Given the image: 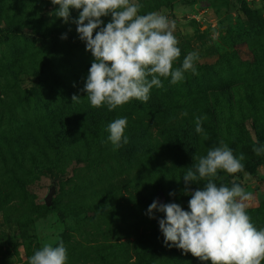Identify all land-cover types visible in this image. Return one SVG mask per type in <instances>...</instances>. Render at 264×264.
Segmentation results:
<instances>
[{
  "label": "rangeland",
  "instance_id": "1",
  "mask_svg": "<svg viewBox=\"0 0 264 264\" xmlns=\"http://www.w3.org/2000/svg\"><path fill=\"white\" fill-rule=\"evenodd\" d=\"M143 7L139 14L159 12L174 22V35L181 49V56L174 63V67H180L184 58L191 52L198 53V59L194 62L198 74L190 71L184 74V79L176 84L171 83V78L162 79L166 94L175 92L177 95H202L216 93L227 96L226 93L236 94L235 98L246 105L249 104L246 89L242 82L256 83L264 78V72L251 69V64L257 61L264 62V31L261 29V21L264 23V0H135ZM55 5L51 0H38L34 12L42 11L48 17L54 15ZM30 8L20 9L21 19L15 22L22 27L28 36L24 39L18 34L8 31V19L1 16L0 19V98L5 104H1L6 110V116L0 123L4 126L19 125L24 122L29 113L39 112L45 115L52 112L54 106L47 104V99L59 101L68 79L79 70H89L88 63L94 57L86 49L85 42H72L68 36H76L62 26L59 22L58 30L52 23L38 25L28 19ZM15 13V8L1 13ZM75 12L78 10L75 9ZM19 16V17H20ZM108 20H111V16ZM73 24L72 22H69ZM58 24V23H57ZM264 30V26H262ZM67 35L66 39L61 37ZM56 37L58 47L55 52L50 51L49 45L43 47V40ZM79 61V62H78ZM84 62L76 69V65ZM43 66L45 74L41 81H46L48 90L46 94L37 96L39 102L33 97L29 107L21 100L22 90H29L38 85L39 78L35 72ZM224 68V72L220 71ZM223 83H219V79ZM249 87V86H248ZM156 90V88L154 86ZM260 88V86H258ZM247 92L250 89L247 88ZM257 96H262L256 90ZM226 98H224V101ZM136 102V99L128 103ZM127 103V104H128ZM250 106V105H249ZM108 112L107 106L100 108H85L80 113L85 116L86 124H105L104 114ZM54 128L68 125L71 122L57 115L48 120ZM253 120L250 115L240 116L236 113L235 120L231 124L224 122L217 128L215 140L212 143H226L238 157L244 154V170L236 175H218V186L221 184L231 186L233 182L241 184L247 192L252 194V199L247 201V212L253 224L258 228L264 225V161L255 164V160H264V155L257 156L253 147H243L248 140L255 141ZM110 122L107 125L108 126ZM234 124H236L234 126ZM238 124V126H237ZM242 128V132L239 130ZM243 144V145H242ZM159 149V148H158ZM242 149V150H240ZM248 149V151H247ZM168 151L163 148L158 152L143 153L139 158L140 164L135 163L132 138L129 143L123 145L115 152L108 149L100 151V154L87 158L82 156H70L64 167L57 168L51 164L40 163L32 165V175L26 184L27 200L17 202L13 197H6L5 204H0V264H26L36 250L44 243L59 242L65 232H69L77 239L84 237V232L94 230L97 226L121 218L124 209L119 204H131L125 212L140 211L154 200L160 203H178L185 210H190L188 201L190 194L185 193L186 185L181 182L168 183L164 169H161L163 160L168 158ZM80 158V159H79ZM128 159V163L123 162ZM169 161V159H166ZM254 164V165H253ZM181 164L180 167H183ZM186 168H188V165ZM144 171L148 177V194L144 199L131 201H111L115 209L107 208L105 212L91 209L89 204H95L102 199L101 191L109 185H121L124 180L129 181L130 189H133L134 177L138 172ZM226 176V179H224ZM148 178V179H147ZM52 195H51V193ZM125 192V193H124ZM175 192V195L169 193ZM126 196V191H123ZM52 198L51 202L48 201ZM34 201V206L28 204ZM54 201L53 207H50ZM133 204H139L134 205ZM33 205V204H32ZM165 214L154 212V220L164 218ZM26 219H31L32 229L37 234L31 241L20 237V224ZM263 223V224H262ZM81 264V263H79Z\"/></svg>",
  "mask_w": 264,
  "mask_h": 264
},
{
  "label": "trees",
  "instance_id": "2",
  "mask_svg": "<svg viewBox=\"0 0 264 264\" xmlns=\"http://www.w3.org/2000/svg\"><path fill=\"white\" fill-rule=\"evenodd\" d=\"M37 2L38 0H0L1 12L13 7L16 10L15 13L0 14V19L1 16L9 18L8 31L11 34H18L24 39H28L22 27L15 21L21 19L19 10L29 7L31 10L27 16L31 22L38 25L52 23L56 27L55 30H58L59 22H61L68 31L77 34V37L68 36L70 41L85 42L79 38L75 23H69L71 21L65 23L63 18L55 15L48 17L40 10L37 13L34 12ZM58 7L59 5H55L54 13ZM71 16L74 19L78 18L79 10L75 12L74 8L71 9ZM102 19L105 25L110 21L106 16ZM261 24L264 26L262 21ZM58 42L56 37L47 41L44 39L42 46L49 45V48H52L50 51L55 52ZM91 63L92 61L88 63L89 68ZM83 64L85 63L81 61L75 66L76 69ZM251 65L249 68L264 72V62L257 61ZM42 68L43 66L35 72L39 78L38 85L21 91L23 94L21 100L27 107L33 97L36 98L41 93H47L45 92L48 90L47 82L41 81L45 74ZM220 71L224 72L225 70L220 68ZM87 74L88 69H78L73 77L66 78L68 80L60 100L54 102V99H47V104L54 106L52 112L45 115H41L39 112L29 113L24 122L19 125L6 127L0 124V204H5L6 197H13L17 202L28 199L25 188L32 175V165L34 164L47 163L62 168L65 166L64 162L73 155L91 158L95 154H100V151L104 149L116 153V149L107 139L109 135L107 126L103 127V125H107L119 117L127 118L125 135L132 138L135 152L133 161L135 159L136 164L141 163L139 158L141 155H137L141 154V151L145 153L149 150L155 153L163 148L165 152L170 153L166 158L169 161L164 159L161 165V169L165 171L164 178L168 183L178 182L177 179L184 183L182 177L189 167H194V156H204L210 147L216 145L212 142L216 141L214 132L219 130L217 127L221 126L220 123H233L236 113L240 116L250 115L253 120L256 140L247 139L245 145L242 144L243 147L247 146L250 150L254 144L264 145V78L258 79L255 84L251 81L247 84L242 82L246 93H250L249 104L246 105L239 97L236 99V94L231 92L226 93L225 97L214 93L209 103L210 94L177 95L173 94L175 92L166 94L163 87L158 90L153 87L146 103L139 100L126 103L112 111L108 110L104 114L105 124L89 125L86 124L85 116L81 117L80 115L83 109L91 107L87 93L81 91ZM217 82L223 83L222 77ZM247 88L250 89V92H247ZM256 90L260 91L262 96H257ZM73 95L80 97L78 102L72 101ZM224 98H226L225 101ZM37 101L39 102V99ZM1 104L5 103L0 98ZM57 115L67 121L71 120V122L56 129L48 120L54 119ZM201 115H207V120L202 125L207 134V140L195 131V117ZM5 116L6 110L0 106V123ZM239 130L243 131L240 126ZM262 161L264 160L258 158L255 160V164ZM125 163H128V159L123 162V164ZM181 164H184V168L180 167ZM185 164L188 165V168ZM218 175L227 174L223 170H218ZM146 177L148 176L144 174V171L138 172L134 177L133 189H130L128 180H123L121 185H109L103 188L102 199L97 200L95 204H89V207L103 213L109 207L115 209V204H108L110 200L135 203L144 199V196L150 192L148 180L144 179ZM224 177L226 179V176ZM215 183L217 184L216 180ZM205 184L206 180L203 179L197 183L193 182L190 185V190L195 191L199 187L203 188ZM123 191H126V196ZM51 200L52 198L48 199L49 202ZM28 204L34 206V201L29 200ZM53 204L54 201L50 207H53ZM119 205L125 209L131 206V204ZM125 209L118 221L112 220L103 226L95 227L93 231H85L84 237L81 239L65 232L60 240H63L67 248V264H210V261H202L190 252L185 253L175 246H166L159 222L147 214V207L143 214L138 210L126 213ZM20 227V237L24 240L31 241L37 238V234L32 229L31 219H26L22 225L20 224ZM259 228H264V225Z\"/></svg>",
  "mask_w": 264,
  "mask_h": 264
},
{
  "label": "clouds",
  "instance_id": "3",
  "mask_svg": "<svg viewBox=\"0 0 264 264\" xmlns=\"http://www.w3.org/2000/svg\"><path fill=\"white\" fill-rule=\"evenodd\" d=\"M59 5L54 15L77 25L79 38L94 57L81 91L93 108L107 106L109 111L133 99L147 102L155 86L162 88V79L171 78L176 84L186 72L198 74L195 61L198 53L191 52L180 67L174 63L181 56L174 22L153 11L139 14L142 4L135 0H51ZM79 10L78 18L71 9ZM111 16L105 25L102 17ZM95 33V34H94ZM62 39L67 38L65 33ZM73 95L72 101L78 102ZM187 115V113H184ZM207 115L196 116L195 131L207 140L203 122ZM126 117L113 120L108 126V140L114 149L129 143L125 135ZM253 152L264 155V145H253ZM245 156L238 157L226 143L208 149L204 156H194V167L183 175L184 191L190 194V210L178 203H160L154 200L147 214L164 213L159 227L166 246H175L185 253L210 264H262L264 262V228H257L247 212L246 202L252 199L239 183L217 185L218 170L236 174L244 170ZM206 180L203 188L190 190V185ZM178 181L180 179H177ZM174 196L175 192L169 193ZM68 252L60 240L55 246L44 243L29 257L28 264H67Z\"/></svg>",
  "mask_w": 264,
  "mask_h": 264
}]
</instances>
